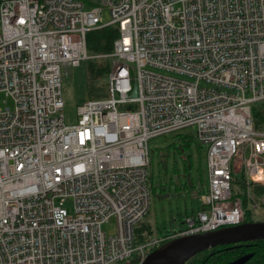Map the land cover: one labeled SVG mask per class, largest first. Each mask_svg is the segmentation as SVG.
<instances>
[{
	"label": "built area",
	"instance_id": "built-area-1",
	"mask_svg": "<svg viewBox=\"0 0 264 264\" xmlns=\"http://www.w3.org/2000/svg\"><path fill=\"white\" fill-rule=\"evenodd\" d=\"M111 27L112 53L91 56L89 33ZM94 58L112 62L108 98L67 125L63 70ZM0 94V264H143L245 223L238 170L264 190V0H0ZM184 130L208 148L209 189L184 228L142 241L150 142Z\"/></svg>",
	"mask_w": 264,
	"mask_h": 264
},
{
	"label": "rangeland",
	"instance_id": "rangeland-1",
	"mask_svg": "<svg viewBox=\"0 0 264 264\" xmlns=\"http://www.w3.org/2000/svg\"><path fill=\"white\" fill-rule=\"evenodd\" d=\"M104 20L106 22L109 20L107 11ZM103 64L97 62L96 66ZM89 66L90 62L84 61L79 66L69 69L68 75L63 70L65 101L63 113L67 125L78 123L79 106L92 100L108 98L109 93L106 92H103L99 97H91L88 86ZM4 100V95L0 94V107H5ZM257 105H254L253 108ZM207 155L208 148L196 140L192 130L159 137L150 142L152 205L145 222L151 224L157 234L166 230L184 228L186 218L197 212L198 192L201 190L206 192L209 189ZM240 158L241 156H236L233 163L235 161L239 163ZM187 174L190 176V181L187 180ZM235 178L237 181L234 184V189L245 200L254 198L256 201H262L264 199V190L260 187L250 189L241 170L235 173ZM187 182H190V185ZM161 195L169 197L162 199ZM248 201L249 222H264V205L255 209L250 205V200ZM140 226L141 224L136 228ZM103 230L110 236L116 235V220L113 219L105 224ZM144 233L146 235V231ZM140 244L137 243V245ZM133 261L134 259L128 260L122 264H134Z\"/></svg>",
	"mask_w": 264,
	"mask_h": 264
},
{
	"label": "trees",
	"instance_id": "trees-1",
	"mask_svg": "<svg viewBox=\"0 0 264 264\" xmlns=\"http://www.w3.org/2000/svg\"><path fill=\"white\" fill-rule=\"evenodd\" d=\"M119 37L116 28H106L89 33L88 51L91 56L110 54L113 51L115 40ZM88 70V86L91 97H99L103 92L109 93L108 75L111 70L112 62L110 59H92ZM98 63H104L102 66H96ZM106 80V81H105ZM105 81V82H104ZM253 120L255 128L264 131V102L259 103L253 108ZM188 176V174H187ZM234 178V184L236 183ZM190 185V182H187ZM245 206L249 208V201L244 199ZM250 211H247L246 222H249ZM252 222V221H250ZM146 231V235H144ZM141 240L154 234V228L151 224L143 222L137 230ZM253 254V258L246 264H264V241L248 242L233 246L219 247L203 252L193 258L187 264H232L243 256Z\"/></svg>",
	"mask_w": 264,
	"mask_h": 264
},
{
	"label": "water",
	"instance_id": "water-1",
	"mask_svg": "<svg viewBox=\"0 0 264 264\" xmlns=\"http://www.w3.org/2000/svg\"><path fill=\"white\" fill-rule=\"evenodd\" d=\"M137 95L135 91L133 96L137 97ZM186 177L190 181V176ZM168 197V195L160 196L162 199ZM256 241H264V222H245L214 232L172 240L151 253L143 264H187L197 255L208 250ZM253 256V254L243 256L232 264H246Z\"/></svg>",
	"mask_w": 264,
	"mask_h": 264
},
{
	"label": "crops",
	"instance_id": "crops-1",
	"mask_svg": "<svg viewBox=\"0 0 264 264\" xmlns=\"http://www.w3.org/2000/svg\"><path fill=\"white\" fill-rule=\"evenodd\" d=\"M200 192H205L204 190H201V191H199L198 192V194L200 195ZM198 197V199H199V196H197ZM199 207H200V205H199V200H198V209H199Z\"/></svg>",
	"mask_w": 264,
	"mask_h": 264
}]
</instances>
